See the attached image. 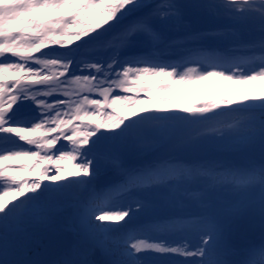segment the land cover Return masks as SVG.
Wrapping results in <instances>:
<instances>
[{
	"label": "snow or ice",
	"instance_id": "1",
	"mask_svg": "<svg viewBox=\"0 0 264 264\" xmlns=\"http://www.w3.org/2000/svg\"><path fill=\"white\" fill-rule=\"evenodd\" d=\"M193 52L199 70L168 63ZM214 76L250 95L174 94ZM144 99L164 103L117 114ZM232 112L243 127H202ZM257 147L258 163L226 159ZM0 190V264H264V235L259 261L231 241L244 212L264 234V0H0ZM63 228L59 258L29 257Z\"/></svg>",
	"mask_w": 264,
	"mask_h": 264
},
{
	"label": "rangeland",
	"instance_id": "2",
	"mask_svg": "<svg viewBox=\"0 0 264 264\" xmlns=\"http://www.w3.org/2000/svg\"><path fill=\"white\" fill-rule=\"evenodd\" d=\"M75 43L77 42L74 41L73 45ZM171 51L176 55H180L182 52V49H180L179 47H175V48H172ZM239 55H244V54L240 53ZM259 55L260 54L258 52L255 54L256 58L252 60L253 65H259L261 63L260 59L258 58ZM188 59H191L194 61L199 60L200 61L199 63H192L193 67L199 70L205 66L204 60H206L207 57L203 53L194 52L193 55L183 57V59L181 60L182 62H184V60H188ZM186 69H182L181 71L183 72ZM208 70H212V69L209 68ZM217 70H221V69H217ZM148 79H151V77L145 78V80H148ZM242 86L243 84H241V82H238L236 80H228L223 77L214 76L206 80H198V81H193L191 83H183V84L176 85L177 91L174 94L180 98V103L183 105H190V104L200 105L204 102L213 100L217 95H221V96L228 95L232 93L233 90H236L237 92L242 93V94L250 95L249 89L252 87V85H247L245 88ZM93 98H99V97L94 96ZM148 103L150 105L148 109L151 110L154 104H158V103L163 104L164 102L153 100L152 102L148 101ZM117 107L119 108V104H117ZM232 107H235V105H232ZM122 111H123L122 108L118 109L117 114L131 117V114H128L127 111L124 113ZM105 119H106V116L98 115L86 122H93V121L103 122ZM212 123H219L225 129H227L229 126H231L234 129H239L243 127L244 125V114L237 113V112L228 113L220 117L218 122H206V124L202 125V127L211 126ZM198 127L199 126L194 127L192 130L196 131L198 130ZM151 139H152L151 137H146L139 143L143 144L145 142L150 141ZM140 155L141 154H138L136 151H133L130 153V158L133 161H135L138 158H140ZM247 158L254 159L258 163L260 159V153H259L258 147L254 149L249 154L248 157H245L239 154H228L226 156V159L231 160L233 162H237V163H242ZM22 162H26V161H22ZM59 163L64 165V167L61 170L63 177L68 178L71 176V174L77 171V164L79 163V161L69 159L65 161H60ZM26 178L34 179L35 177L26 176ZM2 194H3L2 190H0V195ZM257 197H258V193H257ZM218 198L224 202L225 207L235 206L238 203L237 197H235L230 191H224L220 193ZM5 199L11 201L12 197L8 196V197H5ZM62 231H67V229L63 228ZM58 234H61V233H58ZM232 235L234 236V242H235L234 245L238 247H245L250 244H255L257 246V254L254 257V259L257 261L261 259L258 249H259V242L262 238V235L264 234H262L261 229H260V220H259L258 211L244 212V213L236 215L233 218L232 223H231V237ZM48 242L49 240L45 239L44 242L41 243L39 246L34 247L30 251L29 256L38 252ZM192 242L195 243V240L193 239ZM174 259L178 260L181 258L174 257Z\"/></svg>",
	"mask_w": 264,
	"mask_h": 264
},
{
	"label": "bare ground",
	"instance_id": "3",
	"mask_svg": "<svg viewBox=\"0 0 264 264\" xmlns=\"http://www.w3.org/2000/svg\"><path fill=\"white\" fill-rule=\"evenodd\" d=\"M193 54H194V52L192 53V55H193ZM168 63H180V64L183 63L184 67L181 68V69H179L180 71H181L182 69H186L187 67H193L192 63L185 64L184 62H182L181 59H180V60H177V59H171V60L168 61ZM134 66H136V67H144V66H151V65H144V64H141V65H134ZM181 72H182V71H181ZM6 75H8L9 78H11V70H9L8 73H7ZM241 84H243L242 87H244V88H245L247 85H251V84H249V83H245V82H241ZM125 94H127V93H125ZM117 104H119V108L117 107V110L120 109V108H122V109H123L122 112L124 113V112L127 111L128 114H132L133 111L138 112L139 109H148V107H150V105H149L147 99H144V102H143V103H140V104H139V107H135V106H133V107L131 108V110L129 109V106H127V105L125 104L124 101H118ZM123 106H124V107H123ZM231 241H232L233 244L235 243V242H234V236H233V235H232V237H231Z\"/></svg>",
	"mask_w": 264,
	"mask_h": 264
},
{
	"label": "water",
	"instance_id": "4",
	"mask_svg": "<svg viewBox=\"0 0 264 264\" xmlns=\"http://www.w3.org/2000/svg\"><path fill=\"white\" fill-rule=\"evenodd\" d=\"M71 234L69 232L64 233L59 236V240L57 242H52L46 245L38 254L30 257L34 259H42V260H53L60 255L61 252V243L69 239Z\"/></svg>",
	"mask_w": 264,
	"mask_h": 264
}]
</instances>
